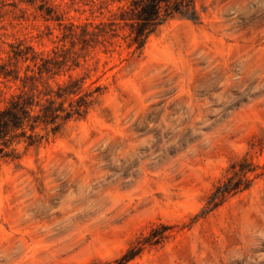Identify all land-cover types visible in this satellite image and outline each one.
Segmentation results:
<instances>
[{
	"label": "rangeland",
	"instance_id": "374dc122",
	"mask_svg": "<svg viewBox=\"0 0 264 264\" xmlns=\"http://www.w3.org/2000/svg\"><path fill=\"white\" fill-rule=\"evenodd\" d=\"M47 2L0 0V106L88 102L0 158V264H264V0L189 1L141 48L97 0Z\"/></svg>",
	"mask_w": 264,
	"mask_h": 264
},
{
	"label": "trees",
	"instance_id": "16d2710c",
	"mask_svg": "<svg viewBox=\"0 0 264 264\" xmlns=\"http://www.w3.org/2000/svg\"><path fill=\"white\" fill-rule=\"evenodd\" d=\"M32 1L27 0V2ZM114 1L121 2V0H97V3L101 9L107 8L108 4ZM189 1L192 0H127L125 4L117 5L115 10L107 8L110 13L107 20L99 21L94 27L99 30L101 35H105L112 34L110 33L112 24H118L120 27L127 26L129 28L128 36L137 48H141L158 25L173 14L181 12L182 6ZM38 10L46 20H61L60 13L53 5L48 4L47 0H40ZM70 26L73 24L70 23ZM13 57L27 59V51L21 49L13 51ZM30 59L36 64L34 54ZM41 65L40 72L48 70L44 62ZM3 74L6 76V73ZM71 83L72 81L58 83L57 90L45 103L35 101L32 96L22 91L10 94L5 103L0 106V158L14 157L15 150L11 146L21 140H24L28 146L33 145L38 140L34 130L39 125H50L52 131H56L59 121H65L80 114L81 107L86 106L88 102L84 97L80 96L78 100L70 98L69 108L64 106V101L56 102L54 98L64 100L70 94H74L75 91L68 89V85ZM26 129H29L30 133H27ZM238 190H240L239 185L228 178L215 187L210 195L209 204L214 207L218 200L226 194Z\"/></svg>",
	"mask_w": 264,
	"mask_h": 264
}]
</instances>
